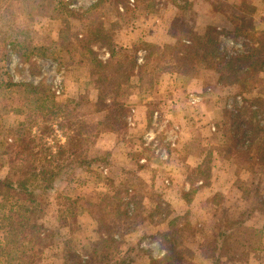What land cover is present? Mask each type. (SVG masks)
Masks as SVG:
<instances>
[{"label": "rangeland", "instance_id": "obj_1", "mask_svg": "<svg viewBox=\"0 0 264 264\" xmlns=\"http://www.w3.org/2000/svg\"><path fill=\"white\" fill-rule=\"evenodd\" d=\"M194 1V5L181 1L178 5L182 14L178 15L162 0H108L97 10L98 0H63L61 6L57 5L63 19L50 20L33 14L24 0H0V30L11 35V41L17 37L21 50L35 49L31 61L24 63L11 44L0 42L1 82L43 85L67 119L85 124L90 139L88 157L103 160L95 169L64 173L63 181L55 183L49 193L36 191L40 194L37 206L21 201V206L36 208L34 220L40 229L34 243L20 236L10 238V219L15 220L22 210L17 208L16 198L0 197V264H150L151 260H160L164 248L158 233L166 226L154 230L147 223L153 214L149 197L154 192V199L160 198L161 191L171 189L170 185L183 191L190 184L188 179H198L211 190L207 201H202L205 194H199L190 217L181 223L189 230L185 237L182 235L189 264L198 263L202 258L199 246H212L219 233L226 234L229 247L220 254L222 264L244 263L253 255L264 258V236L258 233L264 230V166L250 168L242 158L236 159L239 164L228 160L223 151L230 146L232 135L222 136L228 115L247 108L245 102L264 99V89L242 92L238 86L218 84L217 73L203 66L185 82L164 73V67L159 69L158 61H153L143 85L137 78L124 85L115 101L120 103L117 108L108 101L99 105L91 83L96 78L91 74V58L76 42V36L84 38L94 21L109 29V24L116 21L126 24L116 40L117 47L129 50L128 54L135 52L137 64H141L145 53L140 50V42L158 50L172 45L174 42H168L175 22L179 25L173 28L176 35L194 29L197 36L198 28H202L197 27V18L206 11L212 14L210 4L218 8L216 11L226 12L227 18H234V27L225 33L218 29L221 58H237L249 48L257 49L259 35L264 33V0ZM115 6L126 8L122 19L117 18ZM79 14H83V23L73 16ZM216 21L221 23L222 19L217 17ZM251 27L253 30H249ZM94 50L100 60L108 59L106 48ZM251 87L248 81L246 89ZM3 90L0 180L9 175L7 147L16 137L14 132L27 126L29 114L20 95ZM34 106L29 110L34 111ZM62 119L50 124L52 132L48 136L32 132L35 149L47 159L61 156L57 149L66 142L64 132L58 129ZM253 119L244 117L251 125ZM257 121L264 128V114ZM41 159H33L32 164L36 166ZM198 163L202 166L197 172L193 169ZM117 209L119 217L114 215L121 227L114 235L116 242L105 244L101 241L106 234L97 233L95 213ZM124 215L130 219H123ZM160 218L156 215L151 220ZM141 220L146 223L140 226ZM129 229L136 232L124 236L122 233Z\"/></svg>", "mask_w": 264, "mask_h": 264}, {"label": "trees", "instance_id": "obj_2", "mask_svg": "<svg viewBox=\"0 0 264 264\" xmlns=\"http://www.w3.org/2000/svg\"><path fill=\"white\" fill-rule=\"evenodd\" d=\"M24 1L26 6L31 8L35 15L50 20L57 18H60V20L63 19L57 13L58 6L63 4V0ZM162 1L174 6L177 9L178 15L182 14V8L178 4L181 1L188 2V0ZM107 2L108 0H98L94 8L96 10L102 8ZM208 7L211 12L215 14L221 12L220 14L223 15H221L223 22L220 24L223 29L222 33H225L227 28L231 29V27L235 26L232 16L227 18V13H224V11H216L218 9H216V6L209 4ZM115 11L118 19H122L124 13H127L124 7L119 9L118 6H115ZM83 14L73 16L76 18L75 20L83 23ZM28 15L31 14L28 13ZM176 18V21L181 20V18ZM201 18L200 21L197 18V23H201V20H204L197 36L193 34L195 32L194 29H192L193 32L191 33L185 30L182 32L183 35L187 36L189 34L191 36L188 39H185L183 35L178 36L174 33L173 28L176 24L175 22L171 35L174 43L172 45H164L161 47L162 50L154 49V45L140 42V48L143 47L140 50L145 53L140 62L141 64H137L138 61H136L137 57L135 52L128 54L129 50L117 47L116 40L126 24H118L116 21V23L109 24L111 26L109 29L104 24L100 25L97 21H94L93 24L87 27V35L84 38L79 40L78 35L76 36V42L82 44V49L91 58V74L96 76L91 81L96 90V102L99 105H103L105 101H108V103H112V106L117 108L120 103L118 104L115 101L118 100V96L124 85L130 84L133 78H137L138 84L143 85L144 78L149 70L148 66L153 61H158L156 67L159 69L164 67L162 68L165 71L164 73L181 78L185 82L187 79L192 78L200 66H203L217 73L218 84H224L229 87L238 86V88L242 89V92H249L256 88L264 89V33L259 35L256 43L258 46L257 49L249 48L246 54L237 58H221L218 53L219 44L217 39L221 31H218V25L215 22L212 23L209 20L210 18H207L205 14ZM176 26L179 25L176 24ZM249 30H253L252 27ZM0 35H2L0 42L11 44L24 63L31 61V55H33L35 50L34 48L25 52L21 50L22 45L17 37H14L11 41L9 39L12 36L1 30ZM94 47L97 49L106 48L108 59L105 61L100 60L98 58V52L94 50ZM166 47L167 49H165ZM166 52H169V54ZM3 75L1 72L0 91L3 88L6 90L11 89L13 93L15 92V94L20 95L23 106L29 114L27 117V126L20 127L14 132L16 137L14 141L12 140V145H8L7 147L8 153L5 156H7L9 175L5 179L0 180V197L3 200H8L10 197L16 198L17 208H20L24 214L21 213L16 216L15 220L10 219L8 229L10 238L13 239V237L20 236L23 240H27V242H33V239H39L37 230L40 229L37 220H34L36 208L31 210L27 206H21V201L28 200L31 205L37 206V200L40 198V194L51 192L55 183L63 181L62 177H64V173L69 172L72 174L80 169H95L103 160L97 157H88L87 153L90 147V139L87 136L85 124L81 121L67 119L65 113L63 115L60 106L58 107L54 104V96L50 92L47 91L46 93L43 90V85L31 86L15 84L9 80H4V84L1 82V79L4 77ZM248 81L251 82L253 88L246 89ZM47 101L49 104H46ZM51 103L53 105L49 108ZM245 103L248 104L247 108H240V111L238 110L239 112L234 116L231 114L228 115L229 123L226 124L222 136L225 137L231 133L232 142L223 152L226 153L225 156L227 159H232L235 164H239L236 160L237 158L238 160L242 158L243 163L250 168L263 167L264 128L259 126L257 117H261L264 114V99L256 98L251 102ZM33 104H35L34 111H30L28 107L33 106ZM122 107L126 106L122 105ZM246 116L250 117V119L255 117L253 119V125L244 120ZM61 117L63 118V122L58 124V129L64 132L66 142L57 149L61 155L60 158L51 157L47 159L35 149L32 132L36 130L43 136L50 135L52 132L50 124ZM40 156L42 159L34 166L32 160L38 159ZM201 166L202 164L198 163L193 170L198 172ZM262 169L264 174V168ZM197 180L192 181L188 179V183H190L192 189L187 193H183L184 200L187 204H191L196 195V191L200 188L210 187V185H206L202 181H199L202 182L200 187H195L198 183ZM36 191H39L40 194L36 195ZM153 195L156 194L152 192V195L149 197L153 214L148 217L150 221L147 223L151 226L166 224V230L158 233V238L161 240L160 242L164 248V256L160 260H151L150 264H189V260L184 253L185 239L182 237V235L185 237L189 230H185L187 225L183 227L181 223L190 217V211H187L182 217H171L170 206L163 202L161 197L154 199ZM118 212L117 209L113 213L109 210H100L97 214L95 213L97 233L106 234V238L101 241L105 244L116 242L114 235L119 233L117 229L121 227L117 218L119 217ZM156 215L161 218L157 222H152L151 219L155 218ZM123 219L128 220L130 218L124 215ZM145 223V220H141L138 224L141 226ZM134 232H136L135 229H129L122 234L126 236ZM225 235L224 233H219L217 235V241L212 246L209 244H206L205 247L200 245L201 256L211 260L213 264H222V256L220 254L223 253L224 249H229L227 243L228 237Z\"/></svg>", "mask_w": 264, "mask_h": 264}, {"label": "crops", "instance_id": "obj_3", "mask_svg": "<svg viewBox=\"0 0 264 264\" xmlns=\"http://www.w3.org/2000/svg\"><path fill=\"white\" fill-rule=\"evenodd\" d=\"M189 3H192L193 5L196 4L197 2H195L194 0H188ZM175 10H176V14L178 13L177 12V9L172 6ZM204 9H206L204 6H203ZM203 9V10H204ZM208 11L205 12V16L207 18H210L209 20L213 23L215 22L217 25H218V29L222 28V26L220 25L221 23H218L216 21V18L217 17H220V20L222 19V22H223V17L221 15H216L215 13L211 14V15H206ZM176 17V16H175ZM200 19H202L200 16L198 17V20L200 21ZM204 22V20H201V23H197V27H201V24ZM199 28H198V32H199ZM170 38V36H169ZM167 42H168V39H167ZM172 43L173 42V39L171 37L170 41L168 43ZM147 170V169H146ZM202 184V182H198L196 184L195 187H200ZM166 185H170L169 182L166 183ZM171 186V189H164L162 190L161 192V198L163 199V201L165 203H167L170 208H171V217H182L186 214L187 211H191L192 212V206L194 204V202L196 201V199L198 198L199 194H205V196H202V201L204 199V201H207L210 197V191L209 188H200L198 191H196V195L194 196L193 198V201L191 202V204H187L186 201L184 200V197H183V193H187L189 190H190V184H186L185 185V189L182 191L181 189H179V191L174 187ZM173 188V189H172ZM205 192V193H204ZM162 226V225H160ZM166 226V224H165ZM155 228H153L154 230H159V226H154ZM260 235L262 234L264 236V230H261L258 232ZM262 236V237H263ZM264 245V244H263ZM262 249H264V247H262ZM264 252V251H263ZM254 253H256V250L254 251ZM259 253V252H258ZM202 257V256H201ZM256 255H253L252 257H250L248 259V261L244 262V263H235V264H264V258L260 259V258H255ZM203 258V257H202ZM200 258L198 260V263L197 264H213V262L209 259H205V258ZM221 263H223L221 261Z\"/></svg>", "mask_w": 264, "mask_h": 264}]
</instances>
